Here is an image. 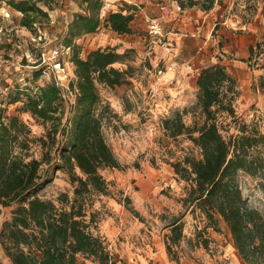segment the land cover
Here are the masks:
<instances>
[{"label":"rangeland","instance_id":"rangeland-1","mask_svg":"<svg viewBox=\"0 0 264 264\" xmlns=\"http://www.w3.org/2000/svg\"><path fill=\"white\" fill-rule=\"evenodd\" d=\"M74 2L79 9V0ZM121 8L124 10L125 6L118 10ZM187 8L192 12L180 13L170 22L162 23L163 35L151 34L147 17L133 11V33L119 34L103 23L98 34L77 41L83 46V57L96 48L125 53L124 60L114 66L127 70L128 83L123 90L104 84L99 85V90L101 105H108L103 125L106 140L120 162L128 167L123 170L102 168L100 172L109 182L111 193L92 192L85 196L87 219L90 212L96 211L99 222L94 232L105 240L116 264H136L137 247L144 250L149 244L154 246L155 236L165 242L171 233L166 224L179 215H184V236L173 245L174 252L169 254L172 263L249 264L239 255L223 219L218 227L207 226L210 221L204 213L186 203L185 197L193 181L178 175L171 163L186 153L199 156L200 150L186 134L176 138L170 136L163 121L180 111L186 125L204 122L205 115L197 103L196 80L203 68L219 62L235 77L238 87V95L233 101L234 114L217 113L223 135L227 139L236 137L245 127L249 133L264 137V90L254 87L264 73L262 61L255 67L244 61L250 44L264 34V3L262 0H215L209 11L199 5ZM108 14H101V17L104 19ZM44 28L56 35L47 34V38L41 40L37 34L44 32ZM40 30L26 32V43L13 52L12 61L18 66L3 68L4 75L10 80L13 78V95L19 85L29 87V92L34 94L37 85L58 81L67 109L75 100V94L69 91L70 81L75 78V66L70 60L71 53L66 51L59 54L64 68L56 66L52 52L60 45L58 38L64 29L61 25L58 29L45 25ZM40 51L47 52L45 62L39 58ZM38 71L42 74L35 77ZM22 99L10 105L7 113L23 107L27 98L23 96ZM20 117L28 127L27 134H21V139L28 140L29 157L45 160L40 173L48 182L39 191V196L62 206L58 197L67 193L73 199L74 185L67 170L56 168L61 163L56 146L49 151L50 144L42 145L41 138L49 139L52 123L44 122L30 112L21 111ZM65 121L66 114L62 123ZM57 137L63 138L62 133L59 132ZM16 148L20 151L19 146ZM251 157L259 161L258 172L250 174L240 170L238 180L249 206L264 215V141L251 149ZM77 173L83 175L79 169ZM126 195L140 216L118 200ZM16 205L6 207L0 203V226L11 218ZM108 222L114 223L116 230L110 231ZM142 254L146 252L142 251ZM3 263L8 264L0 247V264ZM77 264L102 263L80 254Z\"/></svg>","mask_w":264,"mask_h":264},{"label":"trees","instance_id":"trees-1","mask_svg":"<svg viewBox=\"0 0 264 264\" xmlns=\"http://www.w3.org/2000/svg\"><path fill=\"white\" fill-rule=\"evenodd\" d=\"M57 2L7 0L8 5L22 12L20 24L33 33L50 24V11L57 7ZM179 3L183 8L199 5L209 11L215 0ZM79 5L82 11L76 13L60 35V45L56 47L69 48L68 54L71 53L75 78L70 81V90L75 94L74 102L66 109L62 87L51 81L37 85L34 94L29 92V87L19 85L17 93L13 95L12 89L7 96L10 99L6 101L10 106L26 96L23 107L10 113H7L9 106L2 109L6 121L0 125V203L6 207L17 204L11 218L0 226V247L8 264H77L80 254L94 257L102 264H116L105 240L94 232L99 222L96 211L90 212L87 219L85 196L92 192L111 193L109 182L100 172L102 168L123 170L128 167L120 162L106 140L103 125L108 105H101L99 90L100 84L123 90L128 83L127 70L114 66L124 60L125 53L96 48L83 57V46L77 41L98 31L103 23L119 34H131L134 32V13L120 9L109 12L103 19L104 0H79ZM39 36L43 40L42 33L37 34ZM59 59L63 63L61 57ZM244 61L250 67L262 61L264 69V34L250 44ZM41 74L38 71L35 77ZM196 84L197 103L205 115L204 122L186 125L182 112L178 111L165 119L163 126L174 138L186 134L199 148L200 155L186 153L171 164L183 179L193 181L185 201L204 213L210 221L207 226L218 227L223 219L239 255L249 264H264V215L249 206L238 180L240 170L250 174L258 172L260 164L251 157V149L262 144L264 137L249 133L245 127L236 137L227 139L223 135L217 113L227 111L234 114L233 101L238 95L237 81L225 65L218 62L203 68ZM254 87L264 90V73ZM122 96H125L124 92ZM21 111L52 123L49 139L41 138L42 145L50 144L49 151L56 146L61 161L56 168L67 170L74 185L73 199L67 193L58 197L62 206L39 196V191L48 182L40 173L45 160L29 157L27 153L29 143L27 138L21 139V134H27L28 127L20 117ZM65 114L66 121L62 123ZM59 132L63 135L61 139L57 137ZM77 169L83 175L78 174ZM118 200L140 216L139 211L130 205L129 196ZM183 216H175L166 224L171 230L165 240L169 254L174 252L173 245L184 236Z\"/></svg>","mask_w":264,"mask_h":264},{"label":"crops","instance_id":"crops-1","mask_svg":"<svg viewBox=\"0 0 264 264\" xmlns=\"http://www.w3.org/2000/svg\"><path fill=\"white\" fill-rule=\"evenodd\" d=\"M177 1L178 0H104L101 14L104 16L108 12L116 11L119 7L125 6L124 12L136 11V15H142L145 18L151 17L161 23H167L173 19L172 17H176L180 13L166 14L162 7L167 4L172 5ZM75 5L74 0H61L60 4L55 9L50 11V28L58 29L61 25L64 31H66L68 24L73 21L76 13L82 11L81 8L78 9ZM185 12L191 13L192 11L189 8H184V11L181 13ZM22 15L21 11L8 5L7 0H0V64L5 69H10L11 65L14 66V64H16L12 61L13 52L17 51V48H22L28 38L26 32H29V29L20 24ZM101 27L102 25L98 31ZM98 31L86 34L82 39L89 36L93 37V35L99 33ZM41 33L45 39L47 38V34L50 36L56 35V33L52 34L45 28L44 32L41 31ZM16 66L18 65L16 64ZM8 80L11 81L13 78H11V80L8 78ZM107 224L110 226V231L116 230V226L113 225L114 223L111 224V222H108ZM153 244L154 246H152V244L147 245L144 250L137 247L138 254L136 255V264H174L170 261L166 243L163 242L159 236H155ZM142 251H145L146 254H142Z\"/></svg>","mask_w":264,"mask_h":264},{"label":"built area","instance_id":"built-area-1","mask_svg":"<svg viewBox=\"0 0 264 264\" xmlns=\"http://www.w3.org/2000/svg\"><path fill=\"white\" fill-rule=\"evenodd\" d=\"M162 8H163L164 13L166 14L181 13L184 11L183 6L178 1L172 5L170 4L164 5ZM146 21L148 22V28L151 34L156 35V36L163 35V32H164L163 25L160 21L154 18H150V17H147ZM39 38L41 39L42 37L39 36ZM34 40H36V38H34ZM64 51L68 53L69 48L65 49L62 47L61 49L55 48L52 50L53 57L55 58V65L60 66L62 68H64V64L60 61L59 54H62V52ZM46 54H47L46 51H41L40 56H39V58L44 62L46 61ZM56 82L57 84H59L58 81ZM12 89H13V83L9 81L7 77H5L4 69L2 65H0V125L2 121H6L5 117L2 115V109H5L9 106V103L6 101V99H7L8 94L12 91ZM69 91L71 94H73L70 88H69ZM63 96L65 97L64 94Z\"/></svg>","mask_w":264,"mask_h":264}]
</instances>
